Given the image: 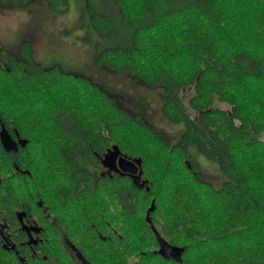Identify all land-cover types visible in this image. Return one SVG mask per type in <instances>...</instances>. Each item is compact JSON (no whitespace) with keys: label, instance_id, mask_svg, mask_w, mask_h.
<instances>
[{"label":"trees","instance_id":"1","mask_svg":"<svg viewBox=\"0 0 264 264\" xmlns=\"http://www.w3.org/2000/svg\"><path fill=\"white\" fill-rule=\"evenodd\" d=\"M44 1L66 8V0ZM112 2L118 28L90 10L93 29L115 40L96 42L95 64L157 88L164 118L183 130L165 140L88 76L33 60L28 39L15 52L0 45V119L6 129L11 116L26 139L11 152L0 146V216L9 193L15 208L28 195L31 212L41 196L58 204L62 194L66 213L77 204L80 216L85 203L95 223L76 220L64 233L70 250L56 233L33 248L15 240V249L0 236V264H264V0ZM187 86L183 103L178 91ZM112 144L141 159L143 187L126 174L98 175L94 154ZM189 144L217 163L218 186L198 178ZM161 241L173 253L158 252Z\"/></svg>","mask_w":264,"mask_h":264},{"label":"rangeland","instance_id":"2","mask_svg":"<svg viewBox=\"0 0 264 264\" xmlns=\"http://www.w3.org/2000/svg\"><path fill=\"white\" fill-rule=\"evenodd\" d=\"M91 9L108 15L114 25L120 27L112 0H66V8L62 12L49 9L44 0H32L22 6L0 2V45L15 52L19 41L28 39L33 60L43 66L57 64L65 70L88 76L108 90L127 112L134 116L138 113L165 140L177 141L183 125L164 118L157 88L134 80L128 74L95 64L96 42L113 45L115 40L107 39L93 29L89 19ZM119 40L120 36L117 42ZM27 69L32 70V67ZM192 93L193 88L187 86L179 89L178 96L185 103ZM217 104L228 107L224 103ZM261 138L264 140V132ZM187 148L199 162L198 178L218 186L224 175L217 163L204 156L196 146L189 144Z\"/></svg>","mask_w":264,"mask_h":264},{"label":"flooded vegetation","instance_id":"3","mask_svg":"<svg viewBox=\"0 0 264 264\" xmlns=\"http://www.w3.org/2000/svg\"><path fill=\"white\" fill-rule=\"evenodd\" d=\"M8 117V122H6V129L4 127L2 119H0V146L7 152H11L17 149L20 145L19 139L20 137L17 133H14L12 117ZM1 118V117H0ZM5 143V145H3ZM110 146H104V149L101 153L95 152V157L100 164L97 167V173L100 176H111L112 173L118 174H126V172H122L120 170H112L107 166L102 164V159L107 149ZM121 154L123 153L120 150ZM120 153L115 157V163L118 166V158L121 155ZM124 154V153H123ZM14 163L12 159L9 160L7 164L8 175L10 178V185L12 184V172H13ZM130 177V176H129ZM57 201L60 202L58 204L51 203L49 198L45 196H41L38 200H35L36 205L39 207L38 211H30L29 210V196L23 195V199L25 202L22 203V207L15 208V204L13 203L14 195L12 193L8 194V203H7V214L3 215V212L0 216V236L2 245H11L14 244L15 249V240H17L20 244H25L28 248H33L37 246L43 240H46L47 234L56 233L59 236V241L61 245L64 246L65 249L70 250L73 249L71 246V242L64 235L74 230L76 227V220H79L82 224L94 226L95 223L92 221V207L89 205H81V209L79 211L81 215H78V206L75 205L76 210L72 213H66L67 210H64L66 205V196L62 194H57ZM73 205V204H72ZM106 203L104 206L106 207ZM54 206V207H53ZM98 208V207H96ZM101 209H104L101 206ZM105 210H102V213ZM98 212V211H97ZM14 217V218H13ZM104 224H108L107 219H104ZM97 231V230H96ZM22 234L21 237H16L15 234ZM97 234L101 236V233L97 231ZM21 238V239H19ZM103 239L104 236H102ZM71 254L75 255L74 250L71 251ZM76 256V255H75ZM77 258V257H76Z\"/></svg>","mask_w":264,"mask_h":264},{"label":"water","instance_id":"4","mask_svg":"<svg viewBox=\"0 0 264 264\" xmlns=\"http://www.w3.org/2000/svg\"><path fill=\"white\" fill-rule=\"evenodd\" d=\"M20 145H24L26 142L25 138L19 139ZM5 145V143H3ZM121 154L118 146L116 144H112L104 154L102 159V164L107 166L112 170H120L122 172H126L132 179L133 183L139 187H143L146 179L141 177L142 169L141 159L139 157H129L125 153L121 154L118 158V166L115 163V157L118 154ZM154 203L151 201L149 207L146 210L145 218L150 222L149 212L153 209ZM5 248H14V244L11 245H3ZM158 252L170 254L173 253L174 249L171 245L165 244L164 242H160L159 247L157 248ZM22 260V258H20Z\"/></svg>","mask_w":264,"mask_h":264}]
</instances>
